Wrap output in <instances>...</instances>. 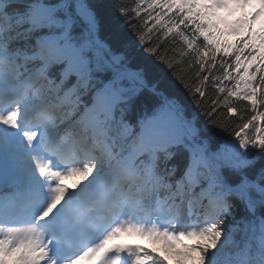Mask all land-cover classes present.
Returning a JSON list of instances; mask_svg holds the SVG:
<instances>
[{
	"label": "snow or ice",
	"instance_id": "1",
	"mask_svg": "<svg viewBox=\"0 0 264 264\" xmlns=\"http://www.w3.org/2000/svg\"><path fill=\"white\" fill-rule=\"evenodd\" d=\"M0 264H264V0H0Z\"/></svg>",
	"mask_w": 264,
	"mask_h": 264
},
{
	"label": "bare ground",
	"instance_id": "2",
	"mask_svg": "<svg viewBox=\"0 0 264 264\" xmlns=\"http://www.w3.org/2000/svg\"><path fill=\"white\" fill-rule=\"evenodd\" d=\"M66 183H68V184H69V186H71V183H72V181H71V180H69V181H66Z\"/></svg>",
	"mask_w": 264,
	"mask_h": 264
}]
</instances>
